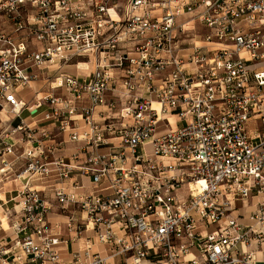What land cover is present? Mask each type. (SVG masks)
Returning a JSON list of instances; mask_svg holds the SVG:
<instances>
[{"label":"built area","instance_id":"2783aa9c","mask_svg":"<svg viewBox=\"0 0 264 264\" xmlns=\"http://www.w3.org/2000/svg\"><path fill=\"white\" fill-rule=\"evenodd\" d=\"M262 59L264 0H0V264H259Z\"/></svg>","mask_w":264,"mask_h":264},{"label":"crops","instance_id":"0c3cea01","mask_svg":"<svg viewBox=\"0 0 264 264\" xmlns=\"http://www.w3.org/2000/svg\"><path fill=\"white\" fill-rule=\"evenodd\" d=\"M35 85H38V84L36 83ZM105 111H106V107L105 106H103V105L98 106L94 118L96 120H103L107 116V114H106ZM23 117L25 118V120H28V118L30 116L29 115H26V116H23ZM66 145H67V148L64 150V153L66 155H69L79 145V142H68ZM85 182H86V180H85ZM4 189H10V188L4 187ZM12 194L13 193H11V192L10 193H8V192L1 193L0 194V198L1 199H4V200H8V198L10 196H12ZM258 199H259L258 197H253V198L249 199V204H248V208H247V210L249 212L255 208V205H256V202L258 201ZM11 205H12V202H7V204H3L0 201V237L2 235H4V233L10 234V231H6V232L3 231V228H7V227H3L2 221L4 219V210H5V208L6 207H10ZM240 210H242V208ZM59 218L60 217H57L56 214H53L51 216V220L52 221L58 220ZM244 222L245 223H249L250 221L248 219H244ZM75 246H76V243L75 242L71 243L70 241L67 242L66 245L65 244H61V246H60V248H61V256H62V259L64 261L70 259L71 254H70L69 251H70V249L72 247L75 248ZM263 249H264V247H263ZM104 254L102 253V255H104ZM263 257H264V251H261L260 249H257L256 252H255V259L256 260H260L259 264H264Z\"/></svg>","mask_w":264,"mask_h":264},{"label":"rangeland","instance_id":"374dc122","mask_svg":"<svg viewBox=\"0 0 264 264\" xmlns=\"http://www.w3.org/2000/svg\"><path fill=\"white\" fill-rule=\"evenodd\" d=\"M195 32L196 33H201L202 32V30L200 29V28H198V27H196V30H195ZM191 36H193V35H191ZM258 64L260 65V66H262L263 67V69H264V59H262V60H260L259 62H258ZM83 68H86V70H83L84 72H88L89 70H90V67L88 66L87 67V65H85V64H82L81 65ZM64 70H67V71H70V72H74V70H75V66H73V65H70V66H66V67H64ZM39 86H40V83L38 82V85H32V88H26V89H24L23 91H22V93L21 94H23V96H24V100L27 102V104L28 105H31L32 104V102H33V99H32V96L34 95V93L39 89ZM42 94H45V93H41L40 95H42ZM154 107V106H153ZM158 107V106H157ZM156 108V107H155ZM26 115H29L27 112H24L23 113V116H26ZM39 116H36V118H38ZM28 120H31V116L28 118ZM173 120V119H172ZM151 150V148H150V146H147V151L149 152Z\"/></svg>","mask_w":264,"mask_h":264},{"label":"bare ground","instance_id":"6f19581e","mask_svg":"<svg viewBox=\"0 0 264 264\" xmlns=\"http://www.w3.org/2000/svg\"><path fill=\"white\" fill-rule=\"evenodd\" d=\"M153 106L156 107L157 109H159V104H158V103L153 102ZM157 106H158V107H157ZM172 119H173V117H170V120H172ZM192 186H193L192 184H188V183L184 184L183 187H182L180 190H178V195H179V197H180V198L182 197V194H183L185 188H187V187L190 188V187H192ZM4 220H5V221H4ZM2 223H3V224H2L3 227H7V221H6L5 218L3 219ZM254 259H255V257H254Z\"/></svg>","mask_w":264,"mask_h":264}]
</instances>
